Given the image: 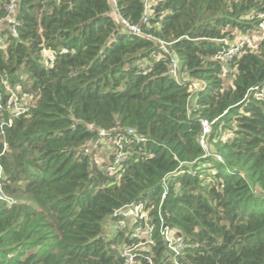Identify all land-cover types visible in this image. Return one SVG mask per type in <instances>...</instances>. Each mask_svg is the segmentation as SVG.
Segmentation results:
<instances>
[{
  "label": "trees",
  "instance_id": "trees-1",
  "mask_svg": "<svg viewBox=\"0 0 264 264\" xmlns=\"http://www.w3.org/2000/svg\"><path fill=\"white\" fill-rule=\"evenodd\" d=\"M115 4L170 44L180 83L152 39L119 28L109 0H18L16 35L0 28V95L5 79L29 101L0 132V194L15 201L0 200V264H123L133 242L105 224L139 202L182 236L181 264H264V36L215 59L219 40L260 33L264 0H149L146 24L145 0ZM200 120L211 123L207 156ZM127 128L144 141L125 147L119 172L81 153L96 129Z\"/></svg>",
  "mask_w": 264,
  "mask_h": 264
},
{
  "label": "built area",
  "instance_id": "built-area-1",
  "mask_svg": "<svg viewBox=\"0 0 264 264\" xmlns=\"http://www.w3.org/2000/svg\"><path fill=\"white\" fill-rule=\"evenodd\" d=\"M17 1L18 0L9 1L5 7L7 14L5 18L0 21V28L5 25L14 36L16 35L14 23ZM109 2L111 11L116 14L114 19L119 28L132 35L152 39L162 54L169 59V75L176 82L180 83L181 76L178 60L176 56L172 54L170 44L152 38L150 35L145 34L138 25H131L126 20L121 19L116 11L115 0H109ZM148 4L149 0H145V7L141 17V22L143 24H146L148 21ZM259 28L260 33L254 37L240 36L234 40L227 38L219 40L222 44V51L215 56V59L222 64H228L236 58L243 49L248 48L250 50H255L258 48L264 36V25L260 24ZM50 60L51 58H48L47 61L50 62ZM1 85L5 90V99L3 100L0 95V113L4 111H8L9 113L8 119L0 123V132L3 133L4 127L10 126L15 117L23 115L28 111L27 104L29 101L20 96L18 85L12 87L8 85L5 79H1ZM190 88L192 92H195L198 86L196 83H192ZM262 97V93L257 94L258 99ZM200 123L202 132L199 136V143L201 148L206 152L205 156H207L210 155L207 136L210 131L211 123L206 120H200ZM95 131V137L87 142L82 148L81 153L88 157L95 155L96 163L101 167L102 172L106 174H115L119 172L128 155L124 149L131 145V141H144L143 137L137 136L136 131L132 128H127L116 133H110L103 129H96ZM214 157L218 162H221L220 156L214 155ZM0 200H6L10 205L15 203L12 199L2 196L1 194ZM151 209V206H147L144 202H139L137 204L124 205L114 211L113 216L118 219V223L113 227V231L117 229L125 230L124 235L133 242L131 246H125L119 249L121 258L124 260L123 264H141L137 261V258L142 257V250L150 252L149 256L145 257L147 264H154L151 252L154 245L153 237L155 234H159L165 246L161 264H167L168 262H170V264H181L179 258H182V250L186 248L187 245L178 232L169 229V227L164 224V220L160 213H157L153 219L151 216Z\"/></svg>",
  "mask_w": 264,
  "mask_h": 264
},
{
  "label": "rangeland",
  "instance_id": "rangeland-1",
  "mask_svg": "<svg viewBox=\"0 0 264 264\" xmlns=\"http://www.w3.org/2000/svg\"><path fill=\"white\" fill-rule=\"evenodd\" d=\"M115 224V222H112L110 219H108L107 221H106V231H109V233H110V237H113V235H114V231L112 230L113 229V225Z\"/></svg>",
  "mask_w": 264,
  "mask_h": 264
},
{
  "label": "crops",
  "instance_id": "crops-1",
  "mask_svg": "<svg viewBox=\"0 0 264 264\" xmlns=\"http://www.w3.org/2000/svg\"><path fill=\"white\" fill-rule=\"evenodd\" d=\"M112 17L114 18L116 14H114L113 12L111 13ZM117 17V16H116ZM255 35H257L255 32L249 34L250 37H254Z\"/></svg>",
  "mask_w": 264,
  "mask_h": 264
}]
</instances>
